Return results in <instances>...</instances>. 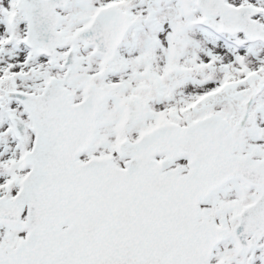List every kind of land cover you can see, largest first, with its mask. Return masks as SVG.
Instances as JSON below:
<instances>
[{"label": "snow or ice", "instance_id": "obj_1", "mask_svg": "<svg viewBox=\"0 0 264 264\" xmlns=\"http://www.w3.org/2000/svg\"><path fill=\"white\" fill-rule=\"evenodd\" d=\"M0 264H264V0H0Z\"/></svg>", "mask_w": 264, "mask_h": 264}]
</instances>
